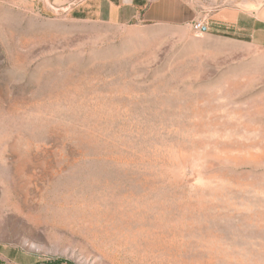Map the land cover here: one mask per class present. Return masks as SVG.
<instances>
[{"label": "rangeland", "instance_id": "374dc122", "mask_svg": "<svg viewBox=\"0 0 264 264\" xmlns=\"http://www.w3.org/2000/svg\"><path fill=\"white\" fill-rule=\"evenodd\" d=\"M184 1L0 0V263L264 264V0Z\"/></svg>", "mask_w": 264, "mask_h": 264}, {"label": "crops", "instance_id": "0c3cea01", "mask_svg": "<svg viewBox=\"0 0 264 264\" xmlns=\"http://www.w3.org/2000/svg\"><path fill=\"white\" fill-rule=\"evenodd\" d=\"M192 6L187 5L184 0H152L144 8L141 7L138 0H120L119 6L116 7V12H126L124 18L115 14L114 20L124 22V19L131 21L140 20L143 23L166 25V26H181L189 25L195 18ZM114 11V10H113ZM114 13V12H113ZM230 17L224 19V25H238V29L254 28L257 34H263L264 20L262 10L255 11L252 19L240 17V14L230 12ZM123 15V14H121ZM237 15V16H236ZM252 23V24H251ZM2 264V263H0Z\"/></svg>", "mask_w": 264, "mask_h": 264}, {"label": "built area", "instance_id": "2783aa9c", "mask_svg": "<svg viewBox=\"0 0 264 264\" xmlns=\"http://www.w3.org/2000/svg\"><path fill=\"white\" fill-rule=\"evenodd\" d=\"M192 27H193L194 30H197V31H200V30L203 29V25H202L201 22H196V23H194V24L192 25Z\"/></svg>", "mask_w": 264, "mask_h": 264}, {"label": "water", "instance_id": "95a60500", "mask_svg": "<svg viewBox=\"0 0 264 264\" xmlns=\"http://www.w3.org/2000/svg\"><path fill=\"white\" fill-rule=\"evenodd\" d=\"M203 31H204V29H203Z\"/></svg>", "mask_w": 264, "mask_h": 264}]
</instances>
